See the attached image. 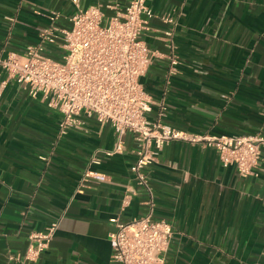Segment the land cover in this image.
Wrapping results in <instances>:
<instances>
[{
    "label": "crops",
    "instance_id": "1",
    "mask_svg": "<svg viewBox=\"0 0 264 264\" xmlns=\"http://www.w3.org/2000/svg\"><path fill=\"white\" fill-rule=\"evenodd\" d=\"M130 2L80 0L83 9L103 5L107 16L115 13L107 5ZM148 5L155 17L144 39L163 54L140 78L154 99L149 118L212 136L264 134V0ZM54 11L56 23L70 27L77 7L69 0H0V52L39 42ZM4 79L0 71V264H116L112 220L130 221L150 208L132 171L133 137L126 136L123 154L106 156L115 143L109 124L85 117L82 128L61 136L59 112L15 81L3 87ZM96 151L101 162L91 164ZM87 169L107 179L81 185ZM146 173L155 217L173 226L166 264H264V153L257 174L244 178L213 148L173 141ZM55 222L48 248L25 261L30 234Z\"/></svg>",
    "mask_w": 264,
    "mask_h": 264
},
{
    "label": "built area",
    "instance_id": "2",
    "mask_svg": "<svg viewBox=\"0 0 264 264\" xmlns=\"http://www.w3.org/2000/svg\"><path fill=\"white\" fill-rule=\"evenodd\" d=\"M77 11L70 17V27L56 22L60 13L51 14V22L40 30L36 44L23 52H0V71L5 74L2 86L9 81L21 85L32 98H41L47 107L59 112V134L82 128L84 118L109 124L115 133L114 146L106 156L125 152L126 136L135 142L132 165L139 187L147 193L149 210L130 221L113 219L110 234L116 264H166L165 253L173 237V226L154 213V190L147 168L156 162L161 150L173 141L213 148L224 167L234 166L241 177L257 174L262 163L264 134L212 136L177 128L170 123L152 120L154 103L140 78L146 74L160 51L144 39L155 13L148 0H131L124 8H114L107 16L103 5L83 9L80 0H69ZM164 21L171 22L170 17ZM179 63L172 57L173 66ZM96 151L91 164H99ZM45 159V158H43ZM90 179L105 181L107 176L87 169L81 185ZM129 195L123 204L128 205ZM52 223L42 232L30 234L25 261L35 262L48 248L57 230ZM15 259L13 256L9 260Z\"/></svg>",
    "mask_w": 264,
    "mask_h": 264
}]
</instances>
